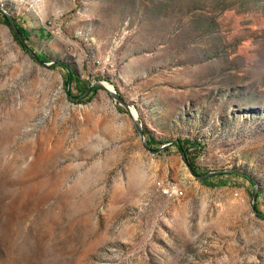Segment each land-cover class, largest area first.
Segmentation results:
<instances>
[{
	"label": "rangeland",
	"instance_id": "1",
	"mask_svg": "<svg viewBox=\"0 0 264 264\" xmlns=\"http://www.w3.org/2000/svg\"><path fill=\"white\" fill-rule=\"evenodd\" d=\"M0 9L46 58L23 50L0 14V264H264V218L252 204L257 188L264 214V0H0ZM55 62L81 79L71 97L65 70L42 64ZM86 81L120 91L166 149L148 153L105 91L73 100ZM177 140L198 146L202 174L245 177L201 183Z\"/></svg>",
	"mask_w": 264,
	"mask_h": 264
},
{
	"label": "trees",
	"instance_id": "2",
	"mask_svg": "<svg viewBox=\"0 0 264 264\" xmlns=\"http://www.w3.org/2000/svg\"><path fill=\"white\" fill-rule=\"evenodd\" d=\"M0 14H1V17L3 18V22H4V24L7 25V26L10 28V30H11V32H12V35H13L14 39H15V40L21 45V48H22L23 50H25V51H28V52L32 51L36 56H38V58H39L40 61H45L46 58L41 57V56L38 55L35 51H33L32 49L29 48V46H28V42H29V38H30V36H29V32H28V31H27V30H26V29H25V28H24V27H23V26H22V25L16 20V18L13 17V19H14V21H15V24H16V26H17L18 32H19V34L21 35V38L26 42V45L22 44L21 40H20V39L18 38V36L13 32L7 14H6L3 10H1V9H0ZM45 62H46V61H45ZM54 65H56V66H54V68H56L57 66H61V67L65 70V84H66V89H67V93H68V95L71 97V95H72V91H71V89H70V86H71V84H72L73 82H76L77 84H80V83H81V79H80V77L78 76L77 72H76L74 69L70 68L68 65H66V64H64V63H61V62H55ZM85 83H86V85H85L84 88L82 89L81 96H82V95H83V94H84V93L90 88L92 82H90V81H86ZM99 90H100V89L97 88V87H92V88L90 89L89 94H88L85 98H89V96H90L91 93L97 92V91H99ZM118 92L121 94L120 91H118ZM121 95H122V94H121ZM122 97H124V96L122 95ZM80 102H84V100H81ZM121 110H122L123 112H125V113H128L126 110H124V109H122V108H121ZM145 132H146V134L148 133L146 129H145ZM154 139H155V138H150V139H149V141H150L149 145H150V147L152 148L153 151H158V150L160 149V147H162V145H160L159 143H157ZM174 145H175V147L177 148V150L179 151V153H180L181 155H184V156L186 157V160H187L188 165H189V167L191 168L192 172H193L196 176H198V177H203V176H205V175L202 174V173L200 172V170L196 167V164H195V162H194L195 157H194V155H192V154L190 153V150H191V148H193V146H194L195 148H198V146L195 145L194 143H191L190 141H182V140H177L176 143H175ZM199 147H200V146H199ZM225 176H227V175H226V174H221V175H219V177H225ZM209 180H210V179H209ZM209 180L201 181V183H203V184L205 183V184H206L207 182H209ZM247 180H248L250 183H253V181H252L250 178H247ZM253 188H254V186H253ZM252 196H253V194H252ZM259 197H260V193H259L258 196H257V200L259 199ZM253 209H256V210L259 212V209H258L257 204L253 205Z\"/></svg>",
	"mask_w": 264,
	"mask_h": 264
},
{
	"label": "water",
	"instance_id": "3",
	"mask_svg": "<svg viewBox=\"0 0 264 264\" xmlns=\"http://www.w3.org/2000/svg\"><path fill=\"white\" fill-rule=\"evenodd\" d=\"M6 14H7L8 18H9L10 25H11V28H12L13 32L18 36V38L21 40L22 44L26 45V42L21 38V35L18 32V29H17V26L15 24V21H14L13 17L11 15H9L8 13H6ZM29 53L36 61L40 62L38 56H36L32 51H30ZM42 64H45L47 66H51V65H53L55 63H51V64L42 63ZM92 87H97L100 90L105 91L109 96H111L112 99H114L122 108H124L128 112V114L132 118V120L134 122V125H135V127H136V129H137V131H138V133H139V135L141 137V139H142L143 146L145 147L144 149L148 153H150L153 156H157V155L161 154L166 149V146H163L158 151H153L152 150V148L149 145L150 141H149L148 136H147V134L145 132L144 124L140 121L138 112L134 111L133 107L128 103V101L124 97H122V95L117 90H115L114 87H112L108 83H106L104 81L92 82L90 88L82 96H80V97H72V99L77 101V100H80L81 98L86 97L89 94L90 89ZM182 159H183L184 165L187 168V171L189 172V174L194 179L199 180V181L207 180V179H210L211 177H213L215 175H221V174H233V175H237V176H240V177H245V175L241 171L234 170V169L224 170V171H220V172H217V173H210V174H207V175H205L203 177H198L192 172L191 168L188 165L186 157L184 155H182ZM257 194H258V189L255 188V191H254V194H253V200H252V204L253 205L256 204ZM254 213L256 215L261 216L262 218H264V214L258 212L256 209H254Z\"/></svg>",
	"mask_w": 264,
	"mask_h": 264
},
{
	"label": "built area",
	"instance_id": "4",
	"mask_svg": "<svg viewBox=\"0 0 264 264\" xmlns=\"http://www.w3.org/2000/svg\"><path fill=\"white\" fill-rule=\"evenodd\" d=\"M163 194L165 196H170L177 199L184 197V191H182L181 189H167L163 191Z\"/></svg>",
	"mask_w": 264,
	"mask_h": 264
},
{
	"label": "bare ground",
	"instance_id": "5",
	"mask_svg": "<svg viewBox=\"0 0 264 264\" xmlns=\"http://www.w3.org/2000/svg\"><path fill=\"white\" fill-rule=\"evenodd\" d=\"M135 111V110H134Z\"/></svg>",
	"mask_w": 264,
	"mask_h": 264
}]
</instances>
